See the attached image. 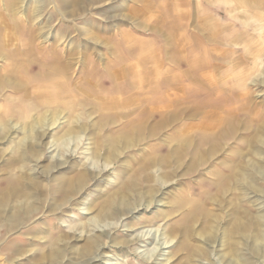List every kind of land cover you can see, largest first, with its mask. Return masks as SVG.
I'll return each instance as SVG.
<instances>
[{
	"label": "rangeland",
	"instance_id": "rangeland-1",
	"mask_svg": "<svg viewBox=\"0 0 264 264\" xmlns=\"http://www.w3.org/2000/svg\"><path fill=\"white\" fill-rule=\"evenodd\" d=\"M14 2L23 12L10 22L0 0L3 35H16L7 53L29 39L20 28L32 27L41 61L70 67L52 75L43 72L48 61L13 68L0 60V115L21 98L27 108L53 102L63 118L41 141L22 123L0 137V193L21 185L29 196L0 203V264H264V0L83 2V14L62 0ZM205 14L219 25L207 26ZM75 125L84 129L67 139ZM132 128L137 138L120 139L107 167L109 139ZM28 133L27 161L13 165ZM212 139L223 148L208 157ZM198 153L208 160L189 170ZM241 154L248 181L219 194L220 175ZM84 171L85 189L66 201L65 182ZM116 194L127 203L97 222ZM237 221L250 226L245 235L234 231ZM149 232L168 244L135 240ZM14 245L23 251L12 254Z\"/></svg>",
	"mask_w": 264,
	"mask_h": 264
},
{
	"label": "bare ground",
	"instance_id": "bare-ground-1",
	"mask_svg": "<svg viewBox=\"0 0 264 264\" xmlns=\"http://www.w3.org/2000/svg\"><path fill=\"white\" fill-rule=\"evenodd\" d=\"M62 1L64 2L63 5H65L66 7L71 8L72 11H70V13H73L74 10L77 9V11L80 10L82 12V14H83V12L84 13L86 12V10H85L86 7L84 6V4L85 5L88 4L87 5L88 7L89 6L94 7L93 3H95V5H98V4L107 3L109 1H116V0H62ZM83 2H84V4H83ZM3 3H4V7L6 9L5 11L11 13V15H9L10 22L12 20L21 21L19 19V17H17V15L21 14L23 11H21V10L17 11V7H16L17 4L14 2V0H3ZM82 9H83V11H82ZM37 10H39V7H37ZM186 17H188V16H186ZM205 20H206V25L207 26L216 27V26L219 25V22L216 19L212 18L211 16H207L206 15L205 16ZM8 27L5 26V27H1L0 28V60H1V62L4 65H6V67L10 66V65H11V67L15 65L13 68H15L16 66H25V65L29 66V67L33 66V65L43 66L44 63L48 61L49 58H46L45 61L44 60L41 61V59H40L39 50H42L41 49L42 47H40L37 44L38 37H40L39 36L40 34H38V30L37 29H34L32 27H26V28L25 27H21L20 28L19 31H22V30L25 29V31L24 32L22 31L21 33L23 34V36H24V33L28 34L29 39L24 41L23 44L19 43V46H21L19 48L20 50H18V51H13L12 50V51L9 52L10 54L7 53L8 52V47H9L8 44L11 43L10 41L14 40V37L16 38V35L13 34V33H11L10 38H9L8 35H3V32H7L9 30ZM15 28L17 29L18 27L13 26V30ZM213 32H215V31H213ZM213 32H211V33H213ZM206 40H208V41L210 40V35L206 37ZM48 63H49L48 65L46 63L42 67L43 70H44L43 72H47V73H50L52 75L53 74L55 75V73H57V74L60 73L61 74V73L65 72L66 70H68L69 67H70L69 63H66L65 65L63 64L61 66L55 65V61H53V60H49ZM25 77H26V75H25ZM21 80H22V81H20L21 83H19V82L13 83V85L16 86V89L17 88L21 89V87L23 85L24 86L26 85V81H24L23 79H21ZM28 83H29V81H28ZM30 86H31V84H30ZM1 91H2V84L0 82V92ZM18 101L19 102L16 103L13 107L8 108L7 112L4 113L5 115L4 114L0 115V137H1V135H3L4 137H7L10 133L12 135V134H14V133H12L13 131H15V133H16L19 130L18 125H21L19 123H22V125L29 126V128H31V131H29V133L35 134V136L36 137L38 136L39 140L41 141V139H43L45 136H47L48 132L53 127H55V125H57L63 119V118H61L60 114H57L55 111L51 110V108H53L52 107L53 102L52 103L47 102L46 104L42 103V105H40V106H38V105H34V106L29 105L30 107L27 108L26 107L27 105L24 106L23 105L24 102H21V98ZM30 104H31V102H30ZM195 114L198 116L199 112L196 111ZM195 114H193L191 116H194ZM15 119L18 121V123H16L15 125L12 126L11 125V121L15 120ZM225 121H226V123L228 125L230 124L229 125V127H230L229 131L230 132L228 133V135H231V136L235 135L236 134V125L233 123V120L227 118ZM76 125L72 126L70 129L67 130V133H66V138L67 139H73L74 137H76L77 129L78 130H83L84 129V127H82V126L76 127ZM209 126H211L210 122H209ZM36 128L37 129H39V128L42 129V132H40V130H39V132L41 134L39 132L35 131ZM261 128H262V126H261ZM263 129L264 128H262V130ZM127 132L128 133H126L122 137H117L116 139L115 138L114 139L113 138L109 139V141H108V149L110 151V156L106 157L107 167H109V165H111L114 162V160H115L114 154L119 148V140L123 139V140H125L127 142L128 145H131L133 143V142H131V140L134 139V138H137L136 134L139 131L137 132V129L132 128V129L128 130ZM29 133L27 135L28 137L25 136L23 139H21L17 143V146L19 147L18 148L19 149V151H18L19 157L17 159H14L13 165H19L20 166V164H22V163L25 164V162L27 161L26 154L22 153V149H24V147H25L26 139L28 140L29 137H30ZM78 138H79V140L82 139L80 137H78ZM209 142H208V144H209ZM182 143H183V146H187L188 145L187 142H182ZM211 144H214V145L212 146V148L207 150L208 152L207 151L205 152V155L208 154V157H209V155L211 157H214L217 154H219L220 152H222L223 144L221 142H219L218 140L212 139ZM183 146L181 148L177 149L175 152H173L171 154V156L173 158H175L178 155H180V151L183 149ZM243 159H244L243 155L241 154V156L239 158H237L234 162L231 163L229 168L226 170L225 174L220 175V177H219L220 179L217 182V191L219 192V194H221V195L225 194V192H227V190H230L231 186L232 185L234 186V184H239V183L240 184L241 183L245 184V181H248V180H246L247 177H246V172H245V171H247L246 169H247L248 166H247V163L245 162V160L243 161ZM206 160H208L207 157L203 158L198 153L196 155V158H194L192 160L191 164L189 165V170H193L196 166L203 164ZM242 161H243V163H242ZM239 163L242 164V165L241 166L238 165ZM150 164L154 165V166L155 165L162 166V165H164V161L163 162L153 161ZM259 170H260V174L263 175V177H264V170H262V169H259ZM92 173H94V172H92ZM89 175H90V172L84 171V172H81L78 176H76V178H74L72 180H69V182H65L63 190H65L64 194H65L66 201L72 200L75 196L80 194L85 189V187L87 185V181L89 179L88 178ZM236 186H238V185H236ZM241 187H245V186H241ZM33 189L36 190V191L40 190L39 186L36 185L35 183L33 184ZM25 192H26L25 187L21 186V185H17V186L10 187V188H7L5 190H2L1 193H0V203H2V206H3V204L7 205L6 202H8V201L11 202V200H13L14 198L21 199L22 197H26V196L29 197L28 194H25ZM124 198L125 197H123V196H121L119 194H116L113 198H111L107 202V204L104 207L101 208L100 212L98 213L96 221L101 223V222L105 221L106 219H109V217H111V211L115 210V208L117 206H122V205H125L127 203V200L124 199ZM31 199L32 198L30 197L29 200H31ZM24 202H20V205H21V203H24ZM127 209H129V208H127ZM35 210H36L35 208H32L31 212H34ZM1 211L4 212L5 209L3 211L2 207H1ZM29 214L30 213L28 212L27 215L29 216ZM20 221L21 220H20L19 216H15V218L12 221L13 224H11L12 226L10 225L11 226L10 229L15 228L18 224H20ZM1 224H3V223H1ZM251 227H252V225H251ZM233 228H234V231H239L242 235H245L248 232L250 226L245 224V223H243V222H241V221H237ZM9 231H11V230H9ZM160 237H161V235H160ZM160 237L158 236V233L157 234H153L151 236V232H149V233H145L144 235L142 234L141 236L136 237L135 240L145 241V240H150V239L152 240V238H153V239L157 240L156 242H158V245H160L159 244L160 243L159 242L160 241ZM167 244H168V241H165L164 244H161L160 246L167 245ZM11 247L12 248H11L10 252L12 254L21 253L23 251L22 247L15 246V245L11 246ZM98 248H99L98 239L97 240L96 239L95 240H90L87 243V247L85 248V250H86L85 252H87L88 254H92ZM260 250L264 253V248H260ZM52 252H53L52 255H55V248L54 247H52ZM60 252L61 251H58V250L56 251L57 254H60ZM160 256H163V255H160ZM53 261L54 260L51 259L50 263H54Z\"/></svg>",
	"mask_w": 264,
	"mask_h": 264
}]
</instances>
